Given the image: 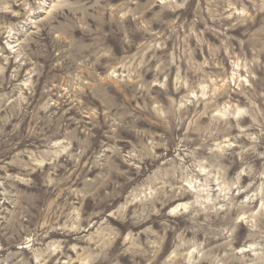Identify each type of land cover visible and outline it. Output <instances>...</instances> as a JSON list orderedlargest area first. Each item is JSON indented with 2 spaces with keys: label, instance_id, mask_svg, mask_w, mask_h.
Segmentation results:
<instances>
[{
  "label": "clouds",
  "instance_id": "9594fccd",
  "mask_svg": "<svg viewBox=\"0 0 264 264\" xmlns=\"http://www.w3.org/2000/svg\"><path fill=\"white\" fill-rule=\"evenodd\" d=\"M0 264H264V0H0Z\"/></svg>",
  "mask_w": 264,
  "mask_h": 264
}]
</instances>
